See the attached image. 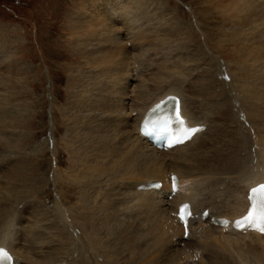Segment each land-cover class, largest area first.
<instances>
[{"label": "bare ground", "instance_id": "1", "mask_svg": "<svg viewBox=\"0 0 264 264\" xmlns=\"http://www.w3.org/2000/svg\"><path fill=\"white\" fill-rule=\"evenodd\" d=\"M129 1L118 7L116 0H101L98 9L104 19L96 21L94 16L96 22H89L93 16L89 15L88 22L77 17L69 23L82 31L79 42L73 43L78 60L67 66L64 103L55 105L51 99L48 136L34 149L26 150L27 138L24 141L17 133L26 121L19 117L23 108L12 101L16 94L7 87L23 82L17 67H13L16 58L6 55L13 66L7 67L3 59L0 62L5 66L0 69V159L6 168L0 172V247L14 256V264H239V258L232 256L233 243L264 240V235L239 234L210 223L211 217L233 220L241 216L249 204V190L264 184V0H216V9L229 15L222 21L228 22L231 30L222 26L223 30L214 34L217 46L207 45L211 38L203 32V24L196 23L207 47L199 42L191 25L200 22L198 18L192 17L184 27L185 21L176 13L174 40L184 58L174 60L175 75L162 77L159 73L162 79L159 67L157 76L150 73L157 64L155 51L162 46L159 40L152 44L158 46L152 51L154 63L144 54L148 44L141 48L144 57L134 61L141 69L143 61L149 60V67L144 69H151L146 73L152 76L141 78L143 74H136V67L130 66L135 53L131 50H137V44L130 43L132 49H127L126 43L133 37L130 31H136L138 25L122 22L130 10ZM107 43L115 47H100ZM214 52L231 59L222 64ZM137 55L134 58L138 59ZM160 60L164 64L160 61L163 67L158 66L165 70L166 63ZM23 78L27 86L28 79ZM156 81L159 86L153 88L151 82ZM169 94L180 99L187 124H204L205 129L184 145L162 151L152 147L138 131L148 109ZM214 127L219 133L221 130L226 144L221 137V142L219 137V141L214 138ZM58 133L59 141L53 142ZM50 142L55 144L52 155L56 168L52 174L39 165L34 168L28 160L43 154ZM59 148L68 157V172L57 169ZM211 151L215 153L209 154ZM171 173L179 179L177 192L169 198ZM153 180L162 182L159 190L137 188ZM60 182L66 184L61 186ZM49 184L54 187V197L47 205L35 203L34 191ZM186 200L198 213L197 219L188 222L187 235L175 216ZM27 201L29 205L23 206ZM141 208L152 212L155 222L143 220V224L136 216ZM207 208L208 216L203 220L200 216ZM222 256L226 257L223 261Z\"/></svg>", "mask_w": 264, "mask_h": 264}, {"label": "rangeland", "instance_id": "2", "mask_svg": "<svg viewBox=\"0 0 264 264\" xmlns=\"http://www.w3.org/2000/svg\"><path fill=\"white\" fill-rule=\"evenodd\" d=\"M83 1L84 0H81V1L80 0H0V57H1L0 62L3 59L5 62V65L8 64L7 67L13 66V63L8 62L6 55L9 57L14 55L13 58H14V60L16 58L17 64L14 63L13 67H17L18 71L20 72L19 75L22 77L23 82H24L23 77H26V79H28L27 86L25 85L26 84L25 82H24V84L22 82L23 85L22 84H16V83H15V85H12L11 83L8 84L9 86L7 85V87L12 92H14L16 94L15 95L16 97L14 96L12 101L17 102L20 105V107L23 108V112L21 110L19 117L21 115V118H23L22 121H24V120L26 121V124L23 125V127H22L23 131L24 130L25 131L22 132V129H19L17 133H19L20 138L23 139L24 141L27 138L26 139L27 143H25V149L26 150L34 149L38 142L43 144V142H45L44 140H45L46 136H48L50 122H51V119H50L51 118L50 113L52 110L51 106L53 105L51 103L52 102L51 99L54 100L55 105H58V104L61 105L64 103L65 84H66V81L68 80V77H69L68 68L75 63L74 60H78L77 59L78 57L75 54H73V53H75L74 49H73V46H74L73 43H74V41L76 42V40H77V42H79V40L81 38L80 34H82L81 30L75 29V26L72 27L69 25V23L74 22L73 19L77 18V17H78L77 20H81L82 18H84V19H82V20H84V22H88V21L89 22L90 21L96 22V21H99L101 18L104 19L103 13L102 12L100 13V11L98 9L100 7L98 5V2H99V4H101L102 3L101 0L100 1H98V0L97 1L96 0H85V2H83ZM86 1H87V3L89 1V5H85ZM127 1H129V0H127ZM127 1L126 0H119V1L116 0L115 3H117V5L119 4L118 5V7H119L122 2H127ZM137 1L135 0V2H137ZM142 1H144V2H142ZM142 1H138L139 3L137 2V5H136V3H134L136 6H139V5L142 6L141 5L142 3L143 4L145 3L146 5L148 4L147 6H145V4H144L141 7L142 10L140 9V6L136 7L135 5L134 6L132 5L134 0L129 1L131 3V5L130 6L128 5L130 7V10L128 9L129 11L127 14L128 18L126 17L125 20L122 21V22H125V21L129 22L130 21L129 23L136 24V25H133L134 27L138 25L137 27L139 29V30L137 29L136 31H130V32H132L133 37L130 39L131 41H129V42L127 41L128 43H126L127 49L131 48L130 43L132 45L137 44L136 45L137 50L136 49L133 50L131 48L132 49L131 51L133 53L135 52L134 56H135V54L137 55L139 53V58L137 57L138 59H136L133 56V60L131 59V61H129V63H131V65L130 64L129 65L131 67L134 66V68L136 67V65L138 66V62H134V61H136V60L139 61L140 58L144 57V56L142 57V54H143L142 50L144 49L143 47H145L147 44L149 46V47H146L148 52L146 51V49H144L145 50L144 54L147 56V59L151 60L153 57V54H154L152 51H155L153 49L155 47H158L156 45L152 46V44L153 43L157 44V42L159 40L158 45H160L159 43H161L162 46L164 47V49L162 48V46H159L158 48L159 49L162 48L164 51H162V49L161 50H159L158 48H157L158 50L156 49L155 53H157V54H155L153 57L156 62L152 59L153 60L152 63L155 62V64L156 63L157 64L154 67L155 71L153 70V68H152V71H154L156 73V70L160 69L159 71H157L160 79H162V77H164V75H166V76L167 75H170V76L175 75L176 74V63H174V62L178 59L180 60L181 59L180 57L184 58V55L181 54L182 50H178V49L176 50V48H178V46H176V42L174 40V36H175L174 32L175 31H173V30H174L175 26H173V25H175L174 24L175 23L174 17H176L177 14H179L177 16H179L180 18L183 19L182 21H185V22H182L184 27L187 26V22L189 24L191 23V21L193 20L192 17L198 18L197 21H200V22H192L191 25H193V27H194L193 31H194L195 36L197 37L198 40H200L199 42L204 47L205 46L207 47V45L217 46L216 45L217 44V42H216L217 41V38H216L217 35L215 37L214 34L217 31L220 32L221 29L223 30V27L225 29L227 28L226 31H228V32L231 31L229 23L223 22L224 20H226L228 18L229 15L226 14V12H224L225 13L224 14L221 11V8L219 10L216 9V7H217L216 0L215 1H213V0H148V1L142 0ZM140 2H142V3H140ZM150 2L151 3L154 2V3L151 4ZM80 3L81 4L84 3V5H81ZM96 3H97V5H96ZM85 6L88 7L86 10H85V8H86ZM131 6H133V7H131ZM160 7H163V8L160 9ZM136 8H138V9H136ZM92 9H93V11H92ZM143 9H144V11H143ZM158 9H159V11H158ZM146 10L148 11V13H145ZM84 11L85 12L87 11V12L85 13ZM171 11H174V12H171ZM77 12L79 14H77ZM83 12H84V14L82 15ZM88 12H90V13H88ZM221 13L224 14L226 18L223 17L224 15H222ZM80 15H82L83 17L82 16L79 17ZM89 15L90 16L93 15V16H91L92 18L95 16L96 18L95 17L94 18L97 20L95 21V19L93 18L94 19V21H93V19ZM97 15H100V16H97ZM101 15H103V16L101 17ZM160 17L163 19V21L160 20L161 19ZM163 17H165L166 19H164ZM85 18H86V20H85ZM172 18H174V19H172ZM87 19H88V21H87ZM189 19H190V21H189ZM202 20H205V22H202ZM196 23L203 24V27H204L203 32L205 34L209 35L211 38L210 44H207L203 41V39H204L202 36L203 32L196 29L197 28ZM221 23H222V25H221ZM218 27H219V29H218ZM225 29H224V31H225ZM164 31H167V32H164ZM170 31H171V33H170ZM206 31H207V33H206ZM163 33L165 36H164V39H161V37L163 36ZM165 33L166 34L168 33L167 36L173 37V38L170 37L172 39V41L170 38H168L166 36ZM200 34L202 37L200 36ZM73 37H75V38H73ZM135 39H136V41H135ZM156 39H157V41H155ZM160 39H161V41H160ZM67 40H69V41H67ZM71 40H73V41H71ZM122 42H124V41H122ZM164 42H165V44L167 43V45H165ZM183 42L185 43V41H183ZM149 44H151V45H149ZM172 44H174L173 45L174 47L171 46ZM205 44H207V45H205ZM70 45H72V46H70ZM122 45H124V44H122ZM112 46L115 47L114 44H108L107 43L105 45H101L100 47L103 48L104 50H112ZM138 48L139 49L143 48V49H141V51H140V50H138ZM172 50H174V51H172ZM210 50H209V52H210ZM137 51H138V53H137ZM158 51H160V52H158ZM167 51L174 53L173 56H171V54L168 53V55L170 54V56L173 59L171 57H168ZM180 51H181V53H180ZM162 52H165L166 54L165 53L163 54ZM175 52H176V54H175ZM158 53H160V54H158ZM225 53H228V49L225 50ZM161 54H162L163 58H162V56L160 57ZM213 54H214L213 55L214 57L217 58V56H218L220 58L222 64L225 63L226 61H229V59H231L230 56H224V57L219 56L221 54H219L218 52H216V53L214 52ZM174 55L175 56L177 55V56L175 57ZM158 56H159V58H158ZM149 57H151V58H149ZM164 57H166V58H164ZM160 58L164 59L166 64L170 62L168 64V67H166L167 66L166 64L164 65L165 70L167 69L166 71L163 68H162L163 70L161 69V66L163 67L164 62H162L163 60H160ZM167 59L169 60V62H167ZM171 59L173 60V63L175 65H171V64H173V63H171ZM79 60H81V58ZM149 60H145L146 62L143 61V63H145V64L141 63L142 61L139 62L140 66H141V64L144 65V66H141L143 68L140 69V68H138L139 66L135 68L136 74L138 72H140L144 75V77L142 75L141 78H146L147 76L150 77V75H151V74L148 75L146 73L147 71L151 70L150 69V70L146 71L147 67H149L148 65H150L149 63H151ZM160 61L163 63L162 65H161V63H158ZM132 63H134V64H132ZM158 65H161V66H158ZM67 66H68V68H67ZM144 67L146 69H144ZM156 67H159V69ZM4 68H5V66H2V67L0 66V69H4ZM168 68L170 71L168 70ZM178 70L179 69H177V72H178ZM168 71L171 73L167 74V73H169ZM154 72L150 71V73H152L153 76H157V73L155 74ZM140 73H138V75H140ZM159 73L160 74L162 73L161 75H163V76L161 77ZM174 77L175 76H173L172 78H174ZM159 81H156L155 84L151 82V86H153V88L158 87L159 85L158 86H156V85L159 84L158 83ZM160 83L163 84L162 82H160ZM154 85H155V87H154ZM213 101H215V100H213ZM24 105H25V107H24ZM26 105H28V106H26ZM213 118L215 119V116H213ZM216 122H218V119L216 120ZM217 127L218 126H216V129H217ZM218 129H221V128L218 127ZM213 130H215V127ZM213 133L212 134L214 135V138L216 137L218 140L221 137L224 141L221 138L219 139L220 141L219 140L218 141L221 142V140H222L223 141L222 143L226 144V142H227L226 138L222 137L223 135H221L222 134L221 130H220V133H219V131H216V130L213 131ZM30 134H31V138L29 136ZM218 134H220L221 136H219ZM60 136H61V133H58L53 142L59 141L58 138ZM56 138H57V140H56ZM52 140H53V138H52ZM53 142H50L47 145V150H46L47 152L44 151L43 154L40 153V156L38 158L33 159V157H30L28 159L29 164L34 166V168L36 166V169H38L37 167L39 165L41 170H45L46 173L50 172L49 174H52V171H54V167L56 166L55 162H54L55 160H54L53 155H52L53 154L52 150L54 149L53 146L55 145ZM222 146L223 145H221V148H222ZM58 152L56 153V155H57L56 160L58 161L57 162L58 163L57 169H59L58 171L63 172V170H65L66 172H68V170H66V168L69 166L68 157L62 149L59 148ZM214 153H215V151L209 152V154H211V155ZM36 161H37V163H36ZM4 162L5 161L3 159H0V163L3 164V165H1V168H0L1 173H2V171H4L6 169ZM33 163H36V164L33 165ZM36 173H38V172L36 171ZM34 174H35V172H34ZM38 182L43 184V181H41V179H39ZM65 184H66V182L64 184H62V182H60L61 186L65 185ZM10 187H12V186L10 185ZM42 187L43 186H40V189H37L34 191L35 196H33V200H35L34 201L35 203L38 201L41 204L44 203L47 205V203L50 201V199L52 197H54L55 190H54V187L52 184H49L47 186V188L43 189V190L41 189ZM57 190H60V188ZM70 191H68V193ZM71 192H73V191H71ZM28 202L29 201H27V203L24 204L23 206L29 205ZM137 211L138 212L136 213L137 214L136 216L139 217L138 219L142 223L144 222L143 220L147 221L144 223H148L152 220L153 221L150 223L155 222V218L152 217V212H150L149 210H147L145 208H141L140 210L137 209ZM140 212H141V214L145 213L146 216H145V214L144 215L142 214V216H141ZM138 213L140 214V216H138ZM144 228L145 227L143 226V229ZM147 228L148 227H146L145 229H147ZM224 233H227V232H224ZM238 244L240 246H238ZM232 247H234V248H232V251L234 250L232 256L234 258H239V261H238L239 264L244 263V262H245L244 264H264V249H263L264 248V240H261L259 242L247 241L246 239H245V241L240 240L237 244L233 243ZM222 257H224V256H222ZM225 258L226 257L221 258V261L225 260ZM212 264H222V263H220V262L216 263V262L212 261Z\"/></svg>", "mask_w": 264, "mask_h": 264}, {"label": "snow or ice", "instance_id": "3", "mask_svg": "<svg viewBox=\"0 0 264 264\" xmlns=\"http://www.w3.org/2000/svg\"><path fill=\"white\" fill-rule=\"evenodd\" d=\"M159 107V105H157ZM176 119H180L179 110L175 112ZM171 118H165V130H167V124ZM182 122V121H181ZM177 141H170L171 143H176ZM175 180V178H173ZM249 200L251 206L246 215H244L240 220L235 222V226L240 229L252 228L254 230L264 233V184L258 185L250 189ZM179 219L185 224V235H187V224L188 219L192 215L190 211V206L184 204L179 209ZM207 215V213H205ZM0 257L7 258V253L0 249Z\"/></svg>", "mask_w": 264, "mask_h": 264}]
</instances>
